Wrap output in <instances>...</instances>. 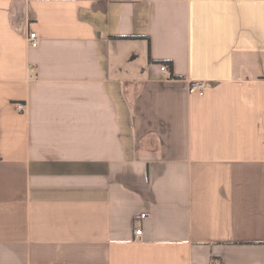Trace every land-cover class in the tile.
<instances>
[{
  "label": "crops",
  "instance_id": "obj_1",
  "mask_svg": "<svg viewBox=\"0 0 264 264\" xmlns=\"http://www.w3.org/2000/svg\"><path fill=\"white\" fill-rule=\"evenodd\" d=\"M0 264H264V0H0Z\"/></svg>",
  "mask_w": 264,
  "mask_h": 264
},
{
  "label": "built area",
  "instance_id": "obj_2",
  "mask_svg": "<svg viewBox=\"0 0 264 264\" xmlns=\"http://www.w3.org/2000/svg\"><path fill=\"white\" fill-rule=\"evenodd\" d=\"M28 41H29L30 47H32V48H37L39 45V40H38V37L35 33H30ZM162 71H169V68L167 66H163ZM207 89H208V85L206 83H204V82H193V83H191V85L189 87V94L190 95L203 96L206 93ZM18 109L20 111H24L25 105L19 104ZM140 234H141V231L136 232V235H140Z\"/></svg>",
  "mask_w": 264,
  "mask_h": 264
},
{
  "label": "trees",
  "instance_id": "obj_3",
  "mask_svg": "<svg viewBox=\"0 0 264 264\" xmlns=\"http://www.w3.org/2000/svg\"><path fill=\"white\" fill-rule=\"evenodd\" d=\"M172 67V66H171Z\"/></svg>",
  "mask_w": 264,
  "mask_h": 264
}]
</instances>
